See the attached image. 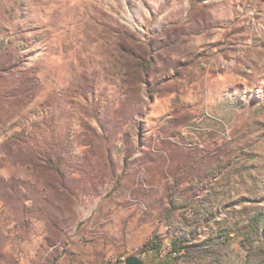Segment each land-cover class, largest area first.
I'll use <instances>...</instances> for the list:
<instances>
[{
	"label": "rangeland",
	"instance_id": "374dc122",
	"mask_svg": "<svg viewBox=\"0 0 264 264\" xmlns=\"http://www.w3.org/2000/svg\"><path fill=\"white\" fill-rule=\"evenodd\" d=\"M264 264V0H0V264Z\"/></svg>",
	"mask_w": 264,
	"mask_h": 264
},
{
	"label": "water",
	"instance_id": "95a60500",
	"mask_svg": "<svg viewBox=\"0 0 264 264\" xmlns=\"http://www.w3.org/2000/svg\"><path fill=\"white\" fill-rule=\"evenodd\" d=\"M126 264H145L144 260L141 259L140 257L138 256H133V257H130Z\"/></svg>",
	"mask_w": 264,
	"mask_h": 264
}]
</instances>
